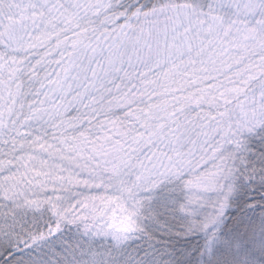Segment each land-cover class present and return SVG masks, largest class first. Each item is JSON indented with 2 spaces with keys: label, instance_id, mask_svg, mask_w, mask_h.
Returning a JSON list of instances; mask_svg holds the SVG:
<instances>
[{
  "label": "snow or ice",
  "instance_id": "6c2138e0",
  "mask_svg": "<svg viewBox=\"0 0 264 264\" xmlns=\"http://www.w3.org/2000/svg\"><path fill=\"white\" fill-rule=\"evenodd\" d=\"M0 264H264V0H0Z\"/></svg>",
  "mask_w": 264,
  "mask_h": 264
}]
</instances>
